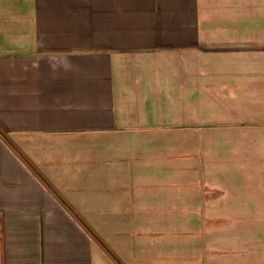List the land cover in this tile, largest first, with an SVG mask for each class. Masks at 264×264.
I'll use <instances>...</instances> for the list:
<instances>
[{"label": "crops", "instance_id": "crops-1", "mask_svg": "<svg viewBox=\"0 0 264 264\" xmlns=\"http://www.w3.org/2000/svg\"><path fill=\"white\" fill-rule=\"evenodd\" d=\"M259 196L264 0H0V264H247Z\"/></svg>", "mask_w": 264, "mask_h": 264}, {"label": "rangeland", "instance_id": "rangeland-1", "mask_svg": "<svg viewBox=\"0 0 264 264\" xmlns=\"http://www.w3.org/2000/svg\"><path fill=\"white\" fill-rule=\"evenodd\" d=\"M228 163L229 170H235L239 165L238 162L235 163L231 159H229ZM249 213L245 211L244 217L234 221H210L208 224L209 226L212 225L210 227L214 231L211 237H213L215 243H221V240L225 237H238V239H242L247 244V252H245V257L243 258L246 261L245 263L252 264L250 260H254L257 257L261 258L264 264V207L261 205V196L258 198V211L256 214L252 217ZM227 222H230L229 225L236 224L237 226H230V229H228L230 234L226 235L220 229H222L223 224L224 226L227 225ZM218 259V262H222L223 258L219 256Z\"/></svg>", "mask_w": 264, "mask_h": 264}]
</instances>
